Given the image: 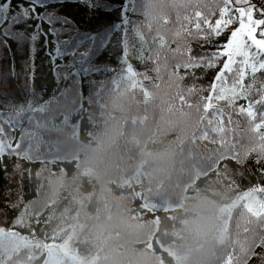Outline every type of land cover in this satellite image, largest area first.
<instances>
[{
  "label": "trees",
  "instance_id": "trees-1",
  "mask_svg": "<svg viewBox=\"0 0 264 264\" xmlns=\"http://www.w3.org/2000/svg\"><path fill=\"white\" fill-rule=\"evenodd\" d=\"M226 7L0 0V264H115L109 246L137 254L123 264H185L178 218L197 199L218 216L220 243L192 259L228 264L240 254L239 229L255 219L241 197L264 186V160L245 155L255 146L246 116L224 101L205 111L220 67H190L235 27L213 35ZM245 83L264 99V70ZM114 199L150 231L94 237ZM259 243L247 241L260 257L250 264H264Z\"/></svg>",
  "mask_w": 264,
  "mask_h": 264
},
{
  "label": "snow or ice",
  "instance_id": "snow-or-ice-1",
  "mask_svg": "<svg viewBox=\"0 0 264 264\" xmlns=\"http://www.w3.org/2000/svg\"><path fill=\"white\" fill-rule=\"evenodd\" d=\"M225 3L228 7L225 8L224 19L211 30L217 37L230 26L235 25L234 30L216 46V51L195 57L197 62L190 67H220L213 79L205 111L209 114L218 112L214 101H224L240 115L246 116L251 121L247 125L251 135H246L245 139L255 146H245V155H254V162L259 164L264 160V99L253 100L245 81L250 73L264 70V9L251 3V0H225ZM205 57L208 59L205 60ZM220 60H223L222 66L218 63ZM240 99L245 100V104L237 106L236 101ZM228 120L232 123L231 116ZM223 123L221 117V126L215 128L217 134L225 131ZM260 171L264 175V169ZM260 193H264V186L243 192L239 206L255 219L247 221L242 230L239 229L242 237L239 241L240 254L235 259L230 257L228 264H250L252 258L260 259L259 255H249L251 249H246L248 239L257 236L261 237V243L255 247H264V199L258 195Z\"/></svg>",
  "mask_w": 264,
  "mask_h": 264
},
{
  "label": "clouds",
  "instance_id": "clouds-1",
  "mask_svg": "<svg viewBox=\"0 0 264 264\" xmlns=\"http://www.w3.org/2000/svg\"><path fill=\"white\" fill-rule=\"evenodd\" d=\"M110 204L112 209L111 219L94 229L92 233L94 237H102L103 232L109 228L119 229L126 234L136 232L146 234L150 231V225H140L129 218L124 211L125 206L121 202L114 199L110 201ZM178 225L181 233L178 252L182 257L187 258L185 264H202L198 260H193L192 256L201 252H209L220 243L217 235L218 216L203 199H197L190 202L181 211ZM106 251L113 257L115 264H123L124 261L137 255L127 246L121 249H113L109 246Z\"/></svg>",
  "mask_w": 264,
  "mask_h": 264
},
{
  "label": "rangeland",
  "instance_id": "rangeland-1",
  "mask_svg": "<svg viewBox=\"0 0 264 264\" xmlns=\"http://www.w3.org/2000/svg\"><path fill=\"white\" fill-rule=\"evenodd\" d=\"M253 2L255 5H258L261 9H264V0H251V3H253ZM234 28L232 30H234ZM51 264H60V263L59 262H52Z\"/></svg>",
  "mask_w": 264,
  "mask_h": 264
}]
</instances>
